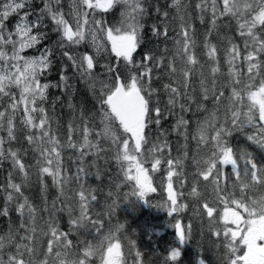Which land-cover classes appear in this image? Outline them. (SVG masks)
<instances>
[{
	"label": "snow or ice",
	"instance_id": "snow-or-ice-1",
	"mask_svg": "<svg viewBox=\"0 0 264 264\" xmlns=\"http://www.w3.org/2000/svg\"><path fill=\"white\" fill-rule=\"evenodd\" d=\"M41 3L0 0V169L10 164L0 183V217L8 218L0 264H145L117 218L122 206L172 218L175 242L161 264H183L190 208L207 220L218 264H264V163L231 143L241 135L264 152V0ZM149 18L157 43L141 52ZM57 52L67 63L52 83ZM73 78L93 109L73 102ZM51 88L68 96L66 133L56 115L64 101L49 106ZM35 184L41 206L25 194ZM145 230L151 238L153 228ZM191 264H208L202 246Z\"/></svg>",
	"mask_w": 264,
	"mask_h": 264
},
{
	"label": "rangeland",
	"instance_id": "rangeland-1",
	"mask_svg": "<svg viewBox=\"0 0 264 264\" xmlns=\"http://www.w3.org/2000/svg\"><path fill=\"white\" fill-rule=\"evenodd\" d=\"M194 2L195 0H193V3ZM33 3L37 6V8L42 6V3L38 2L37 0H33ZM112 18L113 17L109 19H112ZM50 34L56 35L55 33H50ZM229 34L231 33L229 32ZM56 39H57V36H55L54 41H56ZM237 41L239 42V38H237ZM46 43L50 44L49 41H47ZM34 54H36L34 50H29L27 53V55H34ZM59 58H60V55H59V52H57L56 60L63 61V60H60ZM74 80L75 79H72V82L70 81L75 86L74 89L70 91L74 93L73 97L75 98V96L77 95L76 91L78 89V86L74 82ZM57 96L59 95L52 96V100H54L55 97ZM67 102H68V97L65 98V102H64L65 105H67ZM95 105H96V101L93 97L92 104L88 103V105H86L85 108L93 109ZM56 115L60 116V124L63 127L68 122L69 109L67 108V106L65 110L56 108ZM231 141L234 142L235 145L248 147L250 151H253L256 159L259 160V162L264 163V154H263L264 152L260 153L258 150H256L253 147V145H250L249 142H247L244 139L243 136L234 135V137L231 138ZM173 154H175V152H173ZM27 160L33 161L31 153L29 154V157ZM5 165H6V162L3 164L2 168H5ZM191 170H192L191 166H189V171ZM50 185H51V181L49 182V186ZM51 189L52 188L49 187V190ZM163 195L164 194L162 192L152 194L151 195L152 203L154 204L161 203L163 199ZM126 215H127V222H129L128 227L126 228V231L128 232L129 230L134 235V239L136 240L137 245H139V247H141L142 245H149L151 246L152 251L156 249H160L161 258H159V256L155 254H153L151 257H153V259L155 260L154 262L155 264H161L163 255L166 254V250L169 244L175 242L174 230L172 228L167 227L168 223L170 222L172 218H169L165 211L160 210V209H154V208L153 209L141 208V210L137 213H132L127 209ZM182 215H183V220L185 222L191 220L193 223L192 240L189 242V244L185 248L186 255L183 258V264H191V261L193 260V257H194V253L195 251H198L199 245L200 246L202 245V251H203V254L206 256L208 264H218L216 251L213 252L211 250V246L213 247V245L210 243V241L212 240V237L210 233L208 232L207 220H205L204 223L201 224L200 219L193 215V211L191 210V208ZM146 224L150 225L153 228V233L151 234V238H150V234L145 230ZM156 232H159L160 235H156L155 234ZM152 242H156L157 245L156 246L150 245V243ZM93 264H100L99 259H96L95 263Z\"/></svg>",
	"mask_w": 264,
	"mask_h": 264
},
{
	"label": "trees",
	"instance_id": "trees-1",
	"mask_svg": "<svg viewBox=\"0 0 264 264\" xmlns=\"http://www.w3.org/2000/svg\"><path fill=\"white\" fill-rule=\"evenodd\" d=\"M37 1L38 2H41V0H37ZM66 2H67V0L65 1V3ZM108 18H111V16L108 17ZM151 22H152V19L149 18L148 19V22L146 24V28H145V32H146V38H145V40H146V42L144 44V47L141 49V52L147 50L148 48H154L155 45H156V43H157V41L155 40V38H153L151 36V32L149 30L150 29ZM195 26H196L197 29L200 30V32L198 33V38L202 42L203 36L200 33L203 32V26L200 25V23H199L198 20L195 21ZM221 31L222 32H229L228 29H222ZM234 31H235V29H234V26H233V28L230 31V33L231 34H234ZM49 35H50V39L48 41H49V43L53 47H55L54 38H55L56 35H54V34H49ZM85 50H87V49H85ZM196 51H197V54L200 55L201 59L203 60L204 57H203V49H202V47H198ZM220 55H221V64L223 65V53L221 52ZM59 59L62 60L61 58H59ZM137 59H139V55L137 56ZM64 63H67V61L66 60H63V61L56 60L54 62L53 70L51 71V73L49 74V76L47 78L48 81H51L52 83H56V82L59 81V72H60V69H61V67H62V65ZM224 71L225 72L227 71L226 66H224ZM68 75L70 77L72 76V70L71 69H69ZM73 79H75L74 82L78 86V89L76 91L77 92V95L75 96V98L73 97V102L75 104H77L78 106L81 105V104H83V105L84 104L88 105V103H91L92 104L93 97L86 91L83 83H81L78 80V78H73ZM71 82H72V79H71ZM54 95L61 96L64 102H65V98L68 97L67 95H63L62 94V89H59V88H51V89H49V106H50V103L52 101V96H54ZM86 105H84V106H86ZM57 108H60L61 110H65L66 109V105L64 103V106L62 107L60 104H57ZM189 118L191 119L192 117L189 116ZM173 123H174V118H169L168 120H166L164 122V127L168 128ZM66 125L67 124H65V126L61 127V132L66 133ZM170 139L173 141V152H175L177 137L175 135H173V136L170 137ZM231 143L233 145H235L234 142L231 141ZM253 147L256 150H258L260 153H263L258 148H256L254 145H253ZM65 155H67V153H65ZM28 162L29 163H32L33 161H29L28 160ZM9 168H10V164L8 162H6L5 168L0 169V183H3L4 182L5 177L7 175V172L9 170ZM33 171H35V170L33 169ZM113 171H115V168L114 167H113ZM33 179L35 180V177H33ZM17 182H19V179H17ZM49 182H50V180L48 181V183ZM90 183L96 184L97 182L94 180V178H90ZM39 193H40V187H39L38 184H35L32 188L25 190V194L28 195L37 206H41V199H40ZM55 194H56L55 193V189L49 190V199H51ZM101 200H103V197H101ZM2 205H3V197H0V206H2ZM126 210H127V208L122 206L118 210V212H117V218H119L122 222H125L126 223V228H127L129 222H127ZM11 218H12L13 221H16L17 220L16 214L14 212L12 213V217ZM62 220H63L62 227L65 230H67V218L64 217V218H62ZM40 223H42V221ZM7 224H8V218L0 217V229H5L7 227ZM127 234H128V236L131 239H134V235L129 230H128ZM82 236H84L83 233H82ZM85 238L91 239V236L88 235V236H85ZM72 239L75 240L76 237L73 236ZM150 245L156 246L157 243L156 242H152V243H150ZM137 248H138V250H140L144 254L145 264H153L155 262V260L153 259V257H151L153 254H155V255L159 256V258H161V251H160V249H156V250L152 251V248L149 245H142L141 247H139V245H137ZM211 250L213 252L216 251V249H215L214 246L213 247L211 246ZM196 253H197V251H195L194 257L196 255ZM96 259H99V258L98 257H94L92 259V264L95 263Z\"/></svg>",
	"mask_w": 264,
	"mask_h": 264
},
{
	"label": "bare ground",
	"instance_id": "bare-ground-1",
	"mask_svg": "<svg viewBox=\"0 0 264 264\" xmlns=\"http://www.w3.org/2000/svg\"><path fill=\"white\" fill-rule=\"evenodd\" d=\"M158 224V223H157ZM167 228V227H166ZM169 229V228H168Z\"/></svg>",
	"mask_w": 264,
	"mask_h": 264
}]
</instances>
